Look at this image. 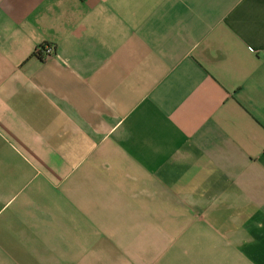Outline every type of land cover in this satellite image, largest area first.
<instances>
[{
  "label": "crops",
  "instance_id": "1",
  "mask_svg": "<svg viewBox=\"0 0 264 264\" xmlns=\"http://www.w3.org/2000/svg\"><path fill=\"white\" fill-rule=\"evenodd\" d=\"M0 264H264V0H0Z\"/></svg>",
  "mask_w": 264,
  "mask_h": 264
},
{
  "label": "built area",
  "instance_id": "2",
  "mask_svg": "<svg viewBox=\"0 0 264 264\" xmlns=\"http://www.w3.org/2000/svg\"><path fill=\"white\" fill-rule=\"evenodd\" d=\"M54 53H55L54 48H47L44 52L43 58H48V57L54 55Z\"/></svg>",
  "mask_w": 264,
  "mask_h": 264
},
{
  "label": "trees",
  "instance_id": "3",
  "mask_svg": "<svg viewBox=\"0 0 264 264\" xmlns=\"http://www.w3.org/2000/svg\"><path fill=\"white\" fill-rule=\"evenodd\" d=\"M46 47H48V46H43V47H40L38 50H37V56L39 57V58H41V59H43V54H44V52H45V50H46Z\"/></svg>",
  "mask_w": 264,
  "mask_h": 264
},
{
  "label": "rangeland",
  "instance_id": "4",
  "mask_svg": "<svg viewBox=\"0 0 264 264\" xmlns=\"http://www.w3.org/2000/svg\"><path fill=\"white\" fill-rule=\"evenodd\" d=\"M47 48H53V47H49V46H48V47H46V49H47ZM54 51H55V49H54ZM43 57H44V54H43Z\"/></svg>",
  "mask_w": 264,
  "mask_h": 264
}]
</instances>
